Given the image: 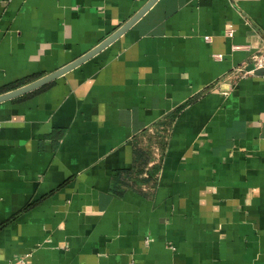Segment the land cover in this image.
<instances>
[{
  "label": "crops",
  "instance_id": "crops-1",
  "mask_svg": "<svg viewBox=\"0 0 264 264\" xmlns=\"http://www.w3.org/2000/svg\"><path fill=\"white\" fill-rule=\"evenodd\" d=\"M146 1L0 0V93ZM262 46L264 0H157L1 101L0 264H264Z\"/></svg>",
  "mask_w": 264,
  "mask_h": 264
},
{
  "label": "water",
  "instance_id": "water-1",
  "mask_svg": "<svg viewBox=\"0 0 264 264\" xmlns=\"http://www.w3.org/2000/svg\"><path fill=\"white\" fill-rule=\"evenodd\" d=\"M156 1L157 0H147L146 3L142 7H140V9H138L131 17H129L123 24H121L117 29H115L111 34H109L97 45H95L94 47H92L82 55L78 56L77 58L73 59L72 61L66 63L65 65L59 67L58 69H55L54 71H51L27 83H24L15 88L0 93V102L28 93L37 88H40L45 84L51 82L52 80L58 78L59 76L65 74L74 67L82 64L83 62L94 56L96 53L101 51L103 48L108 46L118 37H120L129 28H131L140 18H142L146 14V12L155 4ZM255 72L264 73V68L256 69Z\"/></svg>",
  "mask_w": 264,
  "mask_h": 264
},
{
  "label": "built area",
  "instance_id": "built-area-1",
  "mask_svg": "<svg viewBox=\"0 0 264 264\" xmlns=\"http://www.w3.org/2000/svg\"><path fill=\"white\" fill-rule=\"evenodd\" d=\"M234 29L232 27H229L227 29V34L228 35H233ZM206 39H209L210 36L207 35L205 36ZM220 56V55H219ZM259 68H264V46H262V48L256 52H254L251 56V69L249 70H243L242 68H237L235 69L237 72H243V74H247V73H251L253 71H255L256 69ZM225 93V91H223ZM2 126V120L0 119V127Z\"/></svg>",
  "mask_w": 264,
  "mask_h": 264
}]
</instances>
